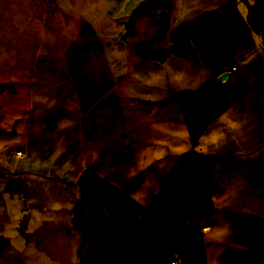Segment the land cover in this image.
<instances>
[{
    "label": "crops",
    "instance_id": "1",
    "mask_svg": "<svg viewBox=\"0 0 264 264\" xmlns=\"http://www.w3.org/2000/svg\"><path fill=\"white\" fill-rule=\"evenodd\" d=\"M173 259L264 264V0H0V264Z\"/></svg>",
    "mask_w": 264,
    "mask_h": 264
},
{
    "label": "built area",
    "instance_id": "2",
    "mask_svg": "<svg viewBox=\"0 0 264 264\" xmlns=\"http://www.w3.org/2000/svg\"><path fill=\"white\" fill-rule=\"evenodd\" d=\"M17 154H21V151H16ZM171 264H178V261L176 259L171 260Z\"/></svg>",
    "mask_w": 264,
    "mask_h": 264
},
{
    "label": "water",
    "instance_id": "3",
    "mask_svg": "<svg viewBox=\"0 0 264 264\" xmlns=\"http://www.w3.org/2000/svg\"><path fill=\"white\" fill-rule=\"evenodd\" d=\"M227 75V71L220 73L219 78L223 79Z\"/></svg>",
    "mask_w": 264,
    "mask_h": 264
},
{
    "label": "trees",
    "instance_id": "4",
    "mask_svg": "<svg viewBox=\"0 0 264 264\" xmlns=\"http://www.w3.org/2000/svg\"><path fill=\"white\" fill-rule=\"evenodd\" d=\"M88 230H89V227H88ZM88 237H89V231H88Z\"/></svg>",
    "mask_w": 264,
    "mask_h": 264
}]
</instances>
